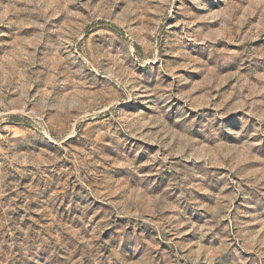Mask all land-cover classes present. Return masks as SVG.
<instances>
[{
	"label": "rangeland",
	"instance_id": "1",
	"mask_svg": "<svg viewBox=\"0 0 264 264\" xmlns=\"http://www.w3.org/2000/svg\"><path fill=\"white\" fill-rule=\"evenodd\" d=\"M0 264H264V0H0Z\"/></svg>",
	"mask_w": 264,
	"mask_h": 264
},
{
	"label": "built area",
	"instance_id": "2",
	"mask_svg": "<svg viewBox=\"0 0 264 264\" xmlns=\"http://www.w3.org/2000/svg\"><path fill=\"white\" fill-rule=\"evenodd\" d=\"M1 134V133H0Z\"/></svg>",
	"mask_w": 264,
	"mask_h": 264
}]
</instances>
